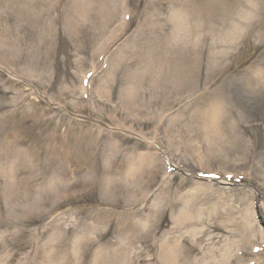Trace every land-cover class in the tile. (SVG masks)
<instances>
[{"label": "rangeland", "instance_id": "374dc122", "mask_svg": "<svg viewBox=\"0 0 264 264\" xmlns=\"http://www.w3.org/2000/svg\"><path fill=\"white\" fill-rule=\"evenodd\" d=\"M171 263L264 264V0H0V264Z\"/></svg>", "mask_w": 264, "mask_h": 264}, {"label": "bare ground", "instance_id": "6f19581e", "mask_svg": "<svg viewBox=\"0 0 264 264\" xmlns=\"http://www.w3.org/2000/svg\"><path fill=\"white\" fill-rule=\"evenodd\" d=\"M180 21V20H179ZM218 116H219V112L217 113H214V116H211L209 117L210 119V124L213 128V130H216V126H217V122H218ZM230 256V255H229ZM228 256V257H229ZM227 257V258H228ZM167 258L170 260V261H173L174 260V256H173V251L170 249L169 252H168V255H167ZM173 264V263H171Z\"/></svg>", "mask_w": 264, "mask_h": 264}]
</instances>
